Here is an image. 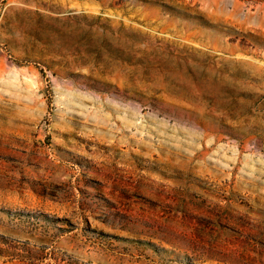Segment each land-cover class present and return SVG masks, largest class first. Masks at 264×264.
<instances>
[{
  "label": "rangeland",
  "instance_id": "obj_1",
  "mask_svg": "<svg viewBox=\"0 0 264 264\" xmlns=\"http://www.w3.org/2000/svg\"><path fill=\"white\" fill-rule=\"evenodd\" d=\"M17 263L264 264V0H0Z\"/></svg>",
  "mask_w": 264,
  "mask_h": 264
},
{
  "label": "trees",
  "instance_id": "obj_2",
  "mask_svg": "<svg viewBox=\"0 0 264 264\" xmlns=\"http://www.w3.org/2000/svg\"><path fill=\"white\" fill-rule=\"evenodd\" d=\"M43 248H41V247H38V250H42ZM34 259H36V258H34ZM37 259H39V258H37ZM18 264V263H17ZM19 264H34V263H19Z\"/></svg>",
  "mask_w": 264,
  "mask_h": 264
}]
</instances>
